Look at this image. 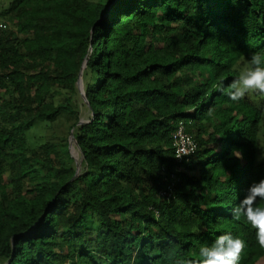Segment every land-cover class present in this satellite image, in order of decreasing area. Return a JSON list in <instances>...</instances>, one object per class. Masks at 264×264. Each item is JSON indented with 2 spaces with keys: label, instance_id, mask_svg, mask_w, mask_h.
I'll list each match as a JSON object with an SVG mask.
<instances>
[{
  "label": "trees",
  "instance_id": "trees-1",
  "mask_svg": "<svg viewBox=\"0 0 264 264\" xmlns=\"http://www.w3.org/2000/svg\"><path fill=\"white\" fill-rule=\"evenodd\" d=\"M0 24V264H200L225 233L264 258L232 212L264 178V95L217 91L264 55V0H12Z\"/></svg>",
  "mask_w": 264,
  "mask_h": 264
},
{
  "label": "clouds",
  "instance_id": "clouds-1",
  "mask_svg": "<svg viewBox=\"0 0 264 264\" xmlns=\"http://www.w3.org/2000/svg\"><path fill=\"white\" fill-rule=\"evenodd\" d=\"M217 91L235 103L249 93L264 95V55L253 54L247 59L237 78L227 86V90L220 84ZM231 155L237 159L243 158L239 150H233ZM258 200L264 201V178L249 185L245 197L232 212L236 219L243 216L247 220L255 231L257 243L264 248V206H257ZM246 246L245 240L225 233L218 236L211 245L199 247L200 264H239L240 254Z\"/></svg>",
  "mask_w": 264,
  "mask_h": 264
},
{
  "label": "rangeland",
  "instance_id": "rangeland-1",
  "mask_svg": "<svg viewBox=\"0 0 264 264\" xmlns=\"http://www.w3.org/2000/svg\"><path fill=\"white\" fill-rule=\"evenodd\" d=\"M11 1L12 0H0V9L6 7ZM8 26L12 27L11 25ZM63 99L64 97H58L57 102H62ZM84 103L85 102L83 99V90L81 86V89H79L78 93L74 96V104L76 105L77 111L79 112V122L86 121L88 117V111L85 108ZM62 125H63L62 122H58L57 124L51 125L50 128H46V126H44L43 124L37 125L34 129H32L29 132V138L32 141V143H38V144L43 143L47 139H51V138H54L55 141L57 142L58 138H60L61 136L63 135L67 136L66 129ZM262 128L263 129L260 136L261 139L259 141V148H260L259 154L261 158L264 160V122L262 124ZM68 150L70 152V155L77 162L76 156L81 157V154L77 149L76 144L74 143L73 131H70L68 135ZM257 264H264V258L259 260Z\"/></svg>",
  "mask_w": 264,
  "mask_h": 264
},
{
  "label": "built area",
  "instance_id": "built-area-1",
  "mask_svg": "<svg viewBox=\"0 0 264 264\" xmlns=\"http://www.w3.org/2000/svg\"><path fill=\"white\" fill-rule=\"evenodd\" d=\"M5 28V25L0 24V28ZM175 154L177 158L186 157L192 155L195 152L196 144L192 138L184 133L182 130H179L175 138ZM195 146V147H194Z\"/></svg>",
  "mask_w": 264,
  "mask_h": 264
},
{
  "label": "water",
  "instance_id": "water-1",
  "mask_svg": "<svg viewBox=\"0 0 264 264\" xmlns=\"http://www.w3.org/2000/svg\"><path fill=\"white\" fill-rule=\"evenodd\" d=\"M78 87H79V89H81L80 84H78ZM83 99H84V102H85V95H84V93H83ZM86 105L89 106L88 103H86ZM80 123H82V122H80ZM74 143H75V141H74ZM75 144H76V143H75ZM77 174H78V166H77V169H76V174H75V176H76Z\"/></svg>",
  "mask_w": 264,
  "mask_h": 264
}]
</instances>
